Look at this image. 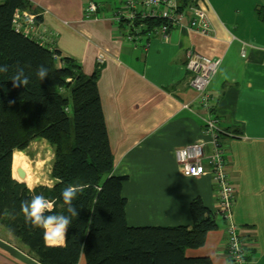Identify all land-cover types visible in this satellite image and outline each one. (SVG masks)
Instances as JSON below:
<instances>
[{
    "label": "crops",
    "instance_id": "crops-1",
    "mask_svg": "<svg viewBox=\"0 0 264 264\" xmlns=\"http://www.w3.org/2000/svg\"><path fill=\"white\" fill-rule=\"evenodd\" d=\"M29 1L42 9L38 25L54 48L75 59L88 75L99 70L113 174L127 176L122 192L128 223L191 225L190 203L200 197L218 226L202 246L186 254L208 257L211 264H234L226 250L227 225L218 212L212 175H186L174 155L177 147L210 140L203 130L207 112L189 84L187 53L221 59L208 88L213 102L209 114L223 130L219 143L236 184L233 217L248 264H264V0H180L182 6L206 9L211 34L173 25L168 39L133 42L111 19L122 0ZM89 1L97 3L100 18L84 17ZM100 53L105 56L101 65ZM211 150L207 143L205 151ZM0 264L41 263L0 224ZM78 264H86L83 254Z\"/></svg>",
    "mask_w": 264,
    "mask_h": 264
},
{
    "label": "trees",
    "instance_id": "trees-1",
    "mask_svg": "<svg viewBox=\"0 0 264 264\" xmlns=\"http://www.w3.org/2000/svg\"><path fill=\"white\" fill-rule=\"evenodd\" d=\"M24 10L42 12L29 0H0V65L9 66L7 73H0V224L41 264H78L82 254L86 264H211L208 257L186 254L202 246L218 226L215 213L200 197L190 203L191 225L128 223V200L122 192L127 176L113 174L99 70L88 75L54 46L17 32L13 18ZM41 65L49 70L42 82L36 76ZM17 66L29 77L25 87L13 88L10 81ZM37 139L54 148V184L30 188L13 177V153ZM78 183L89 187L73 201L79 215L71 218L64 245H47L42 229L25 224L21 202L42 194L53 203L50 214L68 215L61 193Z\"/></svg>",
    "mask_w": 264,
    "mask_h": 264
},
{
    "label": "built area",
    "instance_id": "built-area-1",
    "mask_svg": "<svg viewBox=\"0 0 264 264\" xmlns=\"http://www.w3.org/2000/svg\"><path fill=\"white\" fill-rule=\"evenodd\" d=\"M39 15V14H38ZM37 14L27 10L17 11L13 18L14 28L17 32L33 38L43 44H53V40L42 30L36 22ZM85 18H100L98 5L89 1L84 10ZM111 19L117 26L118 32L128 41L150 40L153 37L169 38L173 25L185 26L200 34L208 35L213 32L206 9L198 4L182 6L180 0H122L118 9L113 12ZM161 20L154 23V20ZM244 52V47L242 49ZM58 58V56H55ZM186 69L190 73L189 84L196 92V101L205 110L202 116L203 130L210 138L206 141H195L174 151L177 163L183 172L190 176H200L206 173L212 175L217 186L216 197L218 212L226 221V250L234 264H240L236 259L243 257V264H248L246 258V244L240 237V228L234 221L233 205L235 202L236 184L230 176V169L226 164L224 152L219 138L223 130L220 120L209 114L213 102L208 88L218 72L221 64L220 58H210L206 55L189 51L187 53ZM105 56L100 53L98 64H103ZM189 108V105H185ZM207 143L212 144L210 153L205 151Z\"/></svg>",
    "mask_w": 264,
    "mask_h": 264
},
{
    "label": "clouds",
    "instance_id": "clouds-1",
    "mask_svg": "<svg viewBox=\"0 0 264 264\" xmlns=\"http://www.w3.org/2000/svg\"><path fill=\"white\" fill-rule=\"evenodd\" d=\"M8 65H0V73H7ZM48 68L41 65L36 76L42 82L48 77ZM13 88L25 87L29 84V77L25 74L23 68L17 66L14 74L10 77ZM88 184H69L62 193L63 206L68 215L50 214L53 211V203L42 194L33 195L30 200L21 202V212L25 224L33 229H42L45 243L50 246L63 244L66 239L67 229L71 223L72 217H78V208L73 204L77 194L88 188ZM240 264H243V257L236 258Z\"/></svg>",
    "mask_w": 264,
    "mask_h": 264
},
{
    "label": "rangeland",
    "instance_id": "rangeland-1",
    "mask_svg": "<svg viewBox=\"0 0 264 264\" xmlns=\"http://www.w3.org/2000/svg\"><path fill=\"white\" fill-rule=\"evenodd\" d=\"M120 6V5H119ZM16 151V150H15ZM24 155L28 157V160L30 161V164H32V168L34 172H36L38 180L35 182V184L32 186L27 185L30 188H34L37 185L40 184H49L51 183V173H52V167L54 162V148L53 146L46 140V139H37L32 141L29 146L22 151ZM38 160H44V164L42 168H39L36 170V162ZM13 167V165H12ZM13 177L14 171H13ZM18 179V178H17ZM22 181V180H21Z\"/></svg>",
    "mask_w": 264,
    "mask_h": 264
},
{
    "label": "bare ground",
    "instance_id": "bare-ground-1",
    "mask_svg": "<svg viewBox=\"0 0 264 264\" xmlns=\"http://www.w3.org/2000/svg\"><path fill=\"white\" fill-rule=\"evenodd\" d=\"M44 164V160H38L36 162V170L42 168ZM32 164L28 160V157L22 153V151L16 150L13 153V171L14 176L19 180L24 181L29 186H33L35 182L38 180L37 173L32 171ZM21 177L19 176V173Z\"/></svg>",
    "mask_w": 264,
    "mask_h": 264
},
{
    "label": "water",
    "instance_id": "water-1",
    "mask_svg": "<svg viewBox=\"0 0 264 264\" xmlns=\"http://www.w3.org/2000/svg\"><path fill=\"white\" fill-rule=\"evenodd\" d=\"M19 173V176L21 177V175H20V172H18ZM16 180H18L19 182H24V181H21V180H19V179H17V178H15ZM25 183V182H24Z\"/></svg>",
    "mask_w": 264,
    "mask_h": 264
}]
</instances>
